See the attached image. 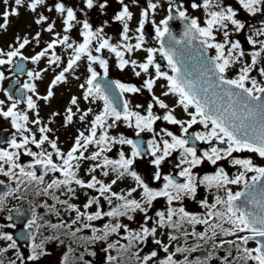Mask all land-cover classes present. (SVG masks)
<instances>
[{"label": "snow or ice", "instance_id": "1", "mask_svg": "<svg viewBox=\"0 0 264 264\" xmlns=\"http://www.w3.org/2000/svg\"><path fill=\"white\" fill-rule=\"evenodd\" d=\"M0 2L6 6L0 13V31L8 29L9 18L19 16L20 8L36 14V25H46L31 39L28 35L17 36L7 49L0 48V93L4 97L0 99V118L9 121L15 130L6 141L7 147H0V176L10 182V186L0 191V213L7 212L6 219L11 222L13 212L16 216L23 213L17 207H9L10 201L28 200L32 205L31 218L23 226L26 235L20 237L28 241V254L21 251L13 234L3 231L5 227L15 228V223L0 224V242H7L0 247V264H40L42 258L51 254L47 245L52 242L64 244L62 237L70 238L94 257L96 252L89 251V246L107 242L113 235L127 243L108 242L103 249L105 264H122L111 254L114 249L121 255L128 254V260L123 264H129V261L134 264H209L213 252L206 258H189L201 248L200 243L189 246L190 237L211 243L213 250L224 249L227 245V255L220 264H264V166L256 164L250 157L234 155L247 152L264 160V66H261L264 65V19L256 27L246 24L239 16L243 11L252 18L264 17V0H235L238 7L225 0H146L134 37L130 35V22L134 19L130 5L125 0H117L121 8L113 19L122 25L118 42H113L105 32L107 20L94 28L88 19L94 9L104 14L108 0H81L83 6L79 8L70 6L65 0H55L51 4L48 0ZM164 4L165 18L159 23L155 19L150 21ZM40 9L55 13L56 19H51ZM192 12L200 15H192ZM78 13H82L84 19H80ZM57 20L62 31H56ZM175 20L183 24L179 37L170 26ZM149 21L154 26L158 48L146 47L145 25ZM74 30L81 39H73ZM246 30L251 33L246 36V42L253 49L250 52L245 51L239 39H232L233 35ZM43 32L49 33L52 39L34 55L25 56L23 50L33 42L39 47ZM58 48H63L67 54L66 64L58 54ZM193 49L197 53L196 66L190 69L185 56ZM104 50L114 55L115 66L120 71L130 68L136 77H145L142 85L137 87L108 79L110 64L103 55ZM212 51L214 55L210 54ZM138 52L146 54L142 62L133 58ZM157 54L166 59L171 74L161 71L160 64L156 63ZM45 59L48 67L38 70L24 67L23 62L39 65ZM81 64H85L88 73L84 82L78 85L83 90L82 96L70 98L71 106L65 109L63 126L72 125L74 118H78L88 127L84 131L78 130L71 147L63 151L58 146V137L50 138L53 129L42 122L38 101L50 103L55 96L54 89L68 83L69 74L79 80L75 72ZM94 65L103 70L102 75ZM55 68L61 70L50 81L46 94L41 95L37 81H41L49 69L54 71ZM233 70L235 74L229 75ZM254 71L259 79L252 75ZM6 72L15 77L12 88L3 87L10 79ZM20 75H26L27 80L21 83ZM160 80L165 81L160 85L161 96L176 97V107H180L188 119L178 118L176 108L155 94ZM143 90L151 94V102L146 108L141 104L133 106L124 98L125 94H140ZM80 99L89 105L102 102V108L98 112L91 106L84 110L80 107ZM21 104L26 105V110L20 109ZM157 106L164 110L163 115L156 113ZM138 109H144V113ZM29 112H34L36 118L30 120ZM59 115L52 113V117ZM158 121L179 126L180 134L167 128L157 131ZM52 122L49 120L48 123ZM121 124L134 129L136 137L150 133L147 147L143 146L142 140L129 138L122 132L113 135V130L119 129ZM30 125L37 126L35 132ZM194 125H202L204 130L189 133ZM36 132L40 134L39 138ZM197 142L208 147L198 149ZM45 144L51 151L44 147ZM29 145L39 151H33ZM125 146L129 151H125ZM114 151L116 158L110 155ZM173 153H178L175 167L183 182H178L171 174H162V165ZM22 155L31 157V161L21 163ZM146 157H150L148 162L155 169L150 179L159 184L158 187H152L136 170L137 161ZM220 162L237 169L236 174L230 175ZM206 165L214 166L215 170L201 175L198 169ZM37 166L42 170L40 174ZM82 171L86 178L81 176ZM56 173L58 177L53 175L46 182L49 174ZM129 179L133 185L114 190L119 182ZM4 184L5 181L0 180V185ZM232 185H242L243 190L234 192ZM201 187L224 195L216 194L211 203L206 198L198 201L203 213L187 211L182 206L184 200H196ZM81 190L85 196L82 207L73 202L79 199ZM87 190H94L98 195H89ZM29 196L47 197L53 203L45 200L35 205ZM159 199L166 202V208L155 211L153 219L149 212ZM177 204L181 206H175ZM37 207L44 208L46 215L60 217L59 222L45 220L38 215ZM61 211L71 217L70 222L61 217ZM137 213L143 214L139 230L122 222V218L133 221ZM94 222H102V227ZM200 225L203 230L197 231ZM46 230H52L51 234L45 235ZM85 230H90L91 235H79ZM158 233L166 235L168 243L157 238ZM149 237L166 254L163 258H158L155 250L140 255V245ZM181 237L184 246H175L174 251H170L172 242H178ZM250 242L255 246L249 247ZM232 249L236 255L229 259L233 257ZM10 252L13 255L6 256ZM72 252L69 247L61 264H70L69 253ZM177 254L183 255V259H177ZM76 259L82 264H91L83 254Z\"/></svg>", "mask_w": 264, "mask_h": 264}, {"label": "flooded vegetation", "instance_id": "2", "mask_svg": "<svg viewBox=\"0 0 264 264\" xmlns=\"http://www.w3.org/2000/svg\"><path fill=\"white\" fill-rule=\"evenodd\" d=\"M49 1H51V0H49ZM54 1L55 0H53V3H54ZM78 1H79L78 8H79L80 6H82V3H81V0H78ZM108 1L111 2L112 5L117 3V0H108ZM141 1L142 0H137V3H135V4H139L137 6L139 7L140 12H141L142 8L146 6V0H143L142 3H141ZM125 2L130 4V3H132V0H125ZM51 3H52V1H51ZM65 3L69 4L70 6H75V0H65ZM10 4H11V0H10ZM5 8H6V6L3 5L2 2H0V13H2L5 10ZM120 8H121V6L118 7V9L116 11H119ZM162 8L164 9L163 11H162ZM19 11H20V15L19 16H13V17L9 18L10 19V24H9L8 29L6 31H0V48L7 49L8 45L12 44L17 36H21V37L25 36L26 34L22 33V29L30 21L32 22L33 25H36L34 23V21L32 20L31 12H29L26 8H20ZM40 11H43V9H40ZM44 14L47 15L45 12H44ZM115 14H116L115 12L112 13V15H114V16H115ZM165 16H166V4H164L161 8L158 9V13H155L154 17H150V21H151V19H155V21L157 23H159V21L161 19L165 18ZM80 19H82V18H80ZM83 19H84V17H83ZM138 19H140V17ZM150 21L148 23H146V25H145V33L148 36H150V32L149 31L151 30V28L154 29V26L151 24ZM0 22H2V20H0ZM43 27H46V25H42L41 29ZM45 33H47V32H45ZM240 41L242 42V46H243V48L246 51L249 48V44L246 42V40H240ZM26 50H28V49L25 48L23 50L25 56H32L35 53V52H31L30 55H26ZM212 53H213L212 55L215 54L214 51H212ZM157 57H158V55L156 56V63H157ZM43 61H46V59L43 60ZM23 63H24V67H25L26 70H33L34 65L31 64L30 61H26V62H23ZM46 64H47V62H46ZM166 65H168L166 59H164V60L162 59V61L160 62L161 71H166V72L170 71V69L167 68ZM100 73H101V75L103 74V72H100ZM55 74H58V72L55 73ZM84 74L85 73H83V72H79L77 74V76L80 77L79 80L74 79L73 76L71 74H69L68 83H66L67 90H69L70 86L72 85V83L75 82L76 83V87L75 88H76L77 92L76 93L72 92V94L68 95L67 104H64V107H65L64 108V112H65L66 107H70L71 106L70 105V98L72 96H74V95L77 96V97H81L82 96V91L83 90L80 89L78 87V85L80 83H83L85 78L87 77V76L85 77ZM169 74H171V72H169ZM234 74H235V72H230L229 73V75H234ZM6 75H9L10 79L6 80L4 82L3 87H5V88L14 87L13 80L15 79V77H12L11 73H9V72H6ZM252 75L257 76V78L259 79V77L257 75V72H253ZM109 77H110L111 80H116L114 77L111 76L110 73H109ZM19 79H20V82L23 83L24 81L27 80V76L26 75H20ZM51 80H52V78L50 77L49 80L47 81L48 85H49ZM47 88H48V86L46 84H45L43 90L38 87V92L41 95H45L46 92H47ZM79 93H80V95H79ZM169 97H171L174 100V102L170 103L169 105H170V107H175L176 108L175 114L178 116V118H180V119H188V117H186L187 115L184 114L182 109L180 107H176V104H175L176 100L174 99L175 97L171 96V95ZM0 99H4L2 93H0ZM80 100H82V99H80ZM43 103H45V102L44 101H38L39 108L41 107L40 105H42ZM20 109L21 110H26V105L21 104L20 105ZM73 110L75 111V108ZM29 117H30V120L31 119H35L36 118L35 117V113L34 112H29ZM57 119L59 120V119H62V118L59 116ZM30 127H32L34 132L36 131V128H37L36 125H30ZM155 127H156L157 131H159L160 128H167L168 130L172 131L174 134H177V135L180 134L179 127L172 128L173 125H169V124H167L164 121H158L157 124L155 125ZM67 128H69V126ZM203 130L204 129H203L202 125H194V132L203 131ZM14 131L15 130L12 129L11 124H10L9 121L4 120L3 118H0V146L7 147L6 141L11 138V136H12ZM124 133L129 138H130V136L135 135V133H130L129 130L124 132ZM189 133H192V130L189 129ZM36 135H37V138H39L40 134L38 132H36ZM141 137L144 138L145 143L147 145V140H149L151 138V134L150 133H142ZM2 138H5V139H2ZM73 142H74V140L71 138V141L67 143L68 144L66 146L67 148L66 149L63 148V151H67L71 147ZM29 147H31L33 151H37V152L39 151V149H36V147L34 145H29ZM44 147L48 151H51L50 146H48L47 144H45ZM197 147H198V149L203 150V149H206L208 147V145H205V144H202L200 142H197ZM127 151H129V149H127ZM110 155L113 158H116L115 157V151L113 153H111ZM234 155H237L240 158H249L250 157V158H252L254 160V162L256 164H259L260 163V159H261L258 156H256L255 154L247 153V152L236 153ZM23 157H26V156H24V155L21 156V163H25L26 164V163H29L31 161V158L24 159ZM149 159H150V157H146L143 160H138L135 167H136V170L146 179L147 182L150 183V185L152 187H158L159 184L153 183L151 181V179H150L151 175L155 171V169L148 162ZM177 163H178V153H173V155L171 157H169L166 160V162L162 165V174H164V175L171 174L175 179L178 180V182H183V178H181V177H179L177 175V173L179 171V169L175 167V165ZM220 163L225 167L226 171H228L230 175H235L236 174L237 169L232 168L226 162H220ZM261 166H264V165H261ZM82 167L86 168V166H82ZM214 170H215V168L212 165L202 166L200 169H198V171L200 172L201 175H203L205 173H211ZM41 171L42 170L39 168V166H37V173L40 174ZM53 175H55L57 177L59 176L58 173L49 174V176L46 177V182H49ZM251 175L252 174H250V176ZM81 176L85 177V172L84 171L81 172ZM98 178H102V177H98ZM0 180H4L5 181L4 185H0V191H3V190H5V188L7 186H10V182L7 180V178L1 176ZM124 182L128 183V185H126L125 188H123V186H124L123 183ZM133 183L134 182L131 181L130 179L127 180V181L119 182L117 186H114V190L115 191H120L121 189H127V187H129L130 185H133ZM241 187H242V185H239V188H238L237 191H239L241 189ZM87 191H88L89 195H98V193H96L94 190H87ZM211 193L213 194V191L209 192L208 190H206L203 187H201V188L198 189L196 200L185 199L182 206L185 207V209L187 211H189V212H192V213H203L204 209H202L200 207L198 201L206 198L209 201V203L213 202V199H214L215 195L213 196V198H208V194H211ZM78 195H79V199L75 200L73 202L77 203L78 205H80L82 207L83 202H85L84 191L83 190L79 191ZM219 195L223 196L224 193L221 192V194H219ZM29 199L33 200L35 205H39V204L43 203L45 200H47L49 204L53 203V201L48 199L47 197H41V198L40 197H35V198H32L31 196H29ZM175 206H181V205L177 204ZM9 207H17V208H19L20 211L23 213V215L16 216L15 212H13V221L9 222L6 219L8 213L7 212L0 213V224H5L6 225L8 223H15V225H16L15 228H7V227H5L3 229V231H6L8 233L13 234L14 238L18 239V244L20 246L21 251L24 252L25 255H27L28 254V241L20 239V237L22 235H26V232H25V229H24L23 226L27 223L28 219L31 218V210L30 209H31L32 205L29 204L28 200H25V201L12 200L9 203ZM165 208H166V202L163 199H159L158 201L154 202L153 209L150 210L149 215L153 216V219H155V215H154L155 211L164 210ZM92 210H94V209H92ZM105 210H107V206L106 205H105ZM36 211H37L38 215L43 216L45 220H50L52 223H58L59 222L60 217H57L55 215H46L45 214L46 210L44 208L37 207ZM72 216L74 217V214H72ZM61 217L63 219H65V220H67L68 222H70L71 217H69V215L67 213L61 211ZM104 222H107V220H105ZM122 222L128 224L131 229L139 230L141 224L143 223V214L137 213L136 217H135V219L133 221H127L126 218H122ZM94 223L98 227H102V222H94ZM149 224L151 225V222H149ZM190 230L191 229L189 228V231ZM201 230H203V226L202 225L197 226V231H201ZM51 231L52 230H46L45 231V235L51 234ZM79 235H91V232H90V230H85L83 233H80ZM122 235H124V234L122 233ZM62 238L65 240L64 244H59V242H52V243H49L47 245L48 251L51 254L49 256H46V257L42 258L40 264H61V260H62L63 256L65 255V253H68L69 247H71L73 249V252L69 253L70 264H82V262H79L76 259L81 254L84 255V259L85 260L91 261V264H105L106 253L104 252L103 249L106 248L108 242H113V241L119 240L120 244L127 243L125 240L121 239L120 236L113 235V236L110 237L109 241H107V242L101 241V242H97L95 245L89 246V251L96 252V256L93 257V256H89L87 254V252H85L83 247H81L78 243H74L70 238H66V237H62ZM157 238L162 239L164 241V243H168L166 235L165 236H160L159 233H158ZM194 242H197V243L201 244V248L198 251H201L203 253L204 258L207 257L208 253L210 252L209 251V247L211 246V243L205 244L203 241H197L195 238H191V237L187 241L189 246H194ZM6 243L7 242H0V247L5 246ZM184 243L185 242H184V238L183 237H181L178 242H172V247L170 248V251H174L175 246H184ZM140 248L142 249V251L140 252L141 256L147 255L153 250L158 252V258H163L166 255L162 251L161 248H159L157 245H155V243L152 241L151 237H149L148 240L145 243L140 245ZM133 250H135V249H133ZM111 254L113 256H117L120 259V261L122 262V264H123L124 261L128 260V254L121 255L118 249L112 250ZM12 255H13V253H11V252L6 254V256H12ZM195 255H196V252H195ZM176 258L177 259H183V255L177 254ZM189 258L190 259H194V253H192V255H190ZM129 264H134V262L133 261H129Z\"/></svg>", "mask_w": 264, "mask_h": 264}, {"label": "rangeland", "instance_id": "3", "mask_svg": "<svg viewBox=\"0 0 264 264\" xmlns=\"http://www.w3.org/2000/svg\"><path fill=\"white\" fill-rule=\"evenodd\" d=\"M53 3V0H51ZM51 1L48 0V2L51 4ZM55 2V1H54ZM143 2V0L141 1V3ZM226 3H231L234 7H238V5L235 4V0H225ZM78 0H75V6L78 7ZM109 6L108 8L105 10L104 14H101L100 11L98 9H94L92 10L89 15H88V19L90 23H93L94 28L95 27H100L103 22L105 20L108 21V26L105 28V32L107 33V35L112 37L113 42H118L120 40V33L122 31V25L119 22L114 21L113 17L114 15H112V13H117L118 11H116L118 9V7H120L119 3H115V4H111V2H109ZM140 3V4H141ZM130 10L133 12L134 15V19L130 22V28L132 29V31L130 32V35H132L133 37L136 34L135 32V28L138 27V21H139V17H140V10L139 7L137 5L139 4H135V3H130ZM83 6V5H82ZM80 6V7H82ZM164 9L162 8V11ZM43 11L51 18V19H56V14L55 13H48L46 10L43 9ZM156 13H158V10L156 11ZM78 15L80 16V18L83 19V14L82 13H78ZM192 15H196L199 16L200 13L199 12H192ZM239 16L241 19H243L246 24H250V25H255L256 27L260 26V21L262 19H264V17L261 16H257L255 18L249 17L246 13H244L243 11H240ZM31 17L32 20L34 21V18L36 17V14L31 13ZM30 18V17H29ZM31 22V21H30ZM27 23L23 29H22V33L26 34L29 36V38L31 39L32 36L35 35L36 32L41 31V26L38 25H33L32 22L31 23ZM60 22L59 20H57V29L56 31H62V29L59 26ZM150 32V36L145 37L146 39V47H155L158 48L157 44H156V40H155V31L154 29L151 28ZM251 34L250 31H245L241 34H236L232 36V39L236 40H246V36ZM52 39V36L48 33L43 32L41 35V40H40V45L39 47H37L35 45V42H33L32 45L26 47V55H30L31 52H38L40 51L43 47H45L46 43L49 42ZM73 39H81L80 37H78V35L76 34V31L74 30L73 33ZM133 43L135 42V40L132 41ZM252 46L249 45V48L246 50V52H250L252 51ZM58 54H60L62 56V59L64 60L65 64L67 61V54L63 51V48H58L57 49ZM34 53V54H35ZM211 54H213L211 52ZM25 55V54H24ZM103 55L105 58L109 59V64H110V71L109 73L111 74L112 77H114L116 80H119L121 82L124 83H129L131 84L132 82L137 86L140 87L143 83V79L145 77H136L133 72L131 71V69H126L125 71H120L116 66V61H115V57L113 54H110L107 52V50H104ZM145 53L143 52H138L135 53L133 58L136 59L138 62H142L145 58ZM159 55V54H157ZM246 59L250 62V58L246 57ZM97 66V71L98 72H103L102 69L99 68L98 65ZM264 66V65H261ZM48 67L46 64V61H41V63L39 65H34V69L38 70L41 68H45ZM55 66H53L54 68ZM167 68L168 65H166ZM61 69L59 68H55V70L53 71L52 69H49L48 72L43 74V79L41 81H37V85L40 89H44L45 84L48 86L47 81L49 80V78L51 77L52 79L54 78V76L56 75L55 73L59 72ZM154 71V70H153ZM79 72H83L85 73V77L88 75L87 71H86V67L85 64H81V66L79 68L76 69L75 74L77 75ZM233 72H235V70H233ZM255 72V71H254ZM132 83V84H133ZM165 81L160 80L157 83V86L154 89V92L157 96H161V92L163 91V89L160 87V85L164 84ZM76 83L73 82L72 85L70 86V89L67 90V86L66 83L65 84H61L58 85L55 89V96L54 98L51 100L50 103H43L42 105H40L41 107L39 108V116L42 120V122L44 124H47L49 127H51L53 129V132L50 133V138L55 139L58 137V146L63 150V148H67L66 146L68 145L67 143L71 141V138L74 140V137L77 135L78 130L79 131H84L87 127L88 124L87 123H81L78 118H74V123L72 125L69 126V128L64 127V120L63 117L64 115H66V113L64 112V104H67L68 101V95L72 94V92L76 93ZM80 95V93H79ZM125 98L129 99L132 103L133 106H135L136 104H141L144 106V108L147 107V104L149 102H151V94L148 93L147 90H143L142 93L140 94H125ZM161 99H164L166 103L170 104L173 103L174 100L171 97H163L161 96ZM176 100V97L174 98ZM80 107L84 110H86L88 107H93L94 111L98 112L101 107H102V103L98 102L95 105H89L87 103H85L84 101L80 100ZM139 111L142 112V114L144 113V109H138ZM156 111L157 114L159 115H163L164 110H161L158 108V106L154 109ZM53 112H58L60 113V117L62 119H57L59 116L56 117H52V113ZM185 114V113H184ZM79 115V114H78ZM178 117V116H177ZM187 117V116H186ZM89 119H91V117H89ZM49 120H52V123H48ZM175 127H179L176 125H173L172 128ZM130 133H135L134 129H129L123 126V124H121V126L119 127V129L113 130V135L117 134L118 132H122L124 135H126L124 132L128 131ZM192 132H194V126L192 127ZM87 134V133H86ZM127 136V135H126ZM0 147H4V146H0ZM128 147L125 146V151H127ZM24 159H29L31 157H23ZM258 165H264V160L260 159V163ZM250 176V174H249ZM1 178V176H0ZM124 186L123 188H125L126 185H128V183H123ZM233 191H237L239 188V185H232L231 186ZM216 194H221L220 193H215L213 191V194H208V198H213L214 195ZM43 197V196H41ZM40 197V198H41ZM40 211V210H39ZM124 234V233H123ZM231 239V238H229ZM197 244V242H194V245ZM249 247H254L253 244L249 243ZM227 249L228 246L225 245L224 249H216L213 250L211 248V246L209 247V251L213 252V259L209 261V264H220L221 259L227 255ZM233 252V257H230L229 259H233L236 255L235 249H232ZM192 255V254H191ZM197 256L194 253V259ZM206 258V257H205Z\"/></svg>", "mask_w": 264, "mask_h": 264}, {"label": "water", "instance_id": "4", "mask_svg": "<svg viewBox=\"0 0 264 264\" xmlns=\"http://www.w3.org/2000/svg\"><path fill=\"white\" fill-rule=\"evenodd\" d=\"M170 26H171L173 32L177 35V37H179L182 34L183 24L179 20L171 21ZM157 44H158V42H157ZM158 46H159V44H158ZM196 56H197V53L194 49L192 51H190L189 53H187L185 56V62L190 69H192L196 66ZM160 62H161V60H160V58H158V63L160 64ZM2 139H5V138H2ZM132 139L142 140L140 137H136V136L132 137ZM143 146H144V144H143ZM241 190H243V186L241 187V189L239 191H241ZM198 256H203L202 252H199Z\"/></svg>", "mask_w": 264, "mask_h": 264}]
</instances>
